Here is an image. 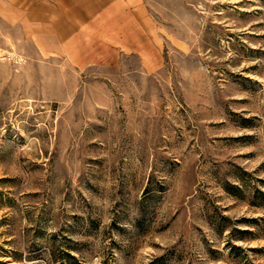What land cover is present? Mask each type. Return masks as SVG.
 Listing matches in <instances>:
<instances>
[{
    "label": "rangeland",
    "instance_id": "1",
    "mask_svg": "<svg viewBox=\"0 0 264 264\" xmlns=\"http://www.w3.org/2000/svg\"><path fill=\"white\" fill-rule=\"evenodd\" d=\"M145 1L150 71L0 17V264H264V0Z\"/></svg>",
    "mask_w": 264,
    "mask_h": 264
},
{
    "label": "crops",
    "instance_id": "2",
    "mask_svg": "<svg viewBox=\"0 0 264 264\" xmlns=\"http://www.w3.org/2000/svg\"><path fill=\"white\" fill-rule=\"evenodd\" d=\"M0 17L21 43L78 68L135 61L150 71L162 62L145 0H0Z\"/></svg>",
    "mask_w": 264,
    "mask_h": 264
}]
</instances>
